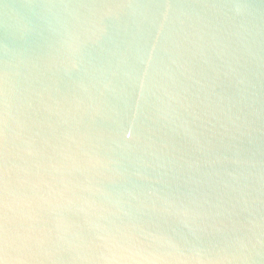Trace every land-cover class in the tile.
<instances>
[{"label": "water", "instance_id": "water-1", "mask_svg": "<svg viewBox=\"0 0 264 264\" xmlns=\"http://www.w3.org/2000/svg\"><path fill=\"white\" fill-rule=\"evenodd\" d=\"M0 264H264V0H0Z\"/></svg>", "mask_w": 264, "mask_h": 264}]
</instances>
